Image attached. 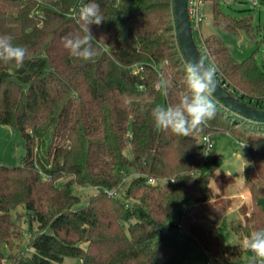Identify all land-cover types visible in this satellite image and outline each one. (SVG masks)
<instances>
[{
	"label": "trees",
	"instance_id": "obj_1",
	"mask_svg": "<svg viewBox=\"0 0 264 264\" xmlns=\"http://www.w3.org/2000/svg\"><path fill=\"white\" fill-rule=\"evenodd\" d=\"M202 1L211 2L219 27L255 36L252 17L228 15L223 0ZM90 2L100 4L105 20L89 26L97 55L84 61L63 42L85 34L71 17ZM173 5L174 0H0V36L10 35L14 45L28 50L20 65L0 60V123L17 126L26 146L21 165L0 164V264L3 247L23 237L11 215L20 206L31 230L28 249L9 255L14 264H54L66 256L79 257L80 264H175L196 247L223 261L241 254L239 243L221 248L218 231L194 217L186 220L188 238L164 227L188 202L222 210L223 201L220 207L212 201L211 175L190 174L204 161L202 136L217 131L233 132L251 147L245 166L251 203L239 207L242 219L233 229L245 239L264 228V123L212 95L216 115L192 135L154 126V107L176 104L189 93ZM202 39L200 51L218 68L217 81L264 108V60L262 65L253 52L238 61L215 34ZM161 77L171 79L166 96L155 87ZM213 150L207 160L216 167L221 158ZM149 176L169 180L149 183ZM215 180L232 181L222 175ZM74 185L96 192L82 204Z\"/></svg>",
	"mask_w": 264,
	"mask_h": 264
},
{
	"label": "rangeland",
	"instance_id": "obj_2",
	"mask_svg": "<svg viewBox=\"0 0 264 264\" xmlns=\"http://www.w3.org/2000/svg\"><path fill=\"white\" fill-rule=\"evenodd\" d=\"M222 5L223 10L232 17H252L255 36L247 30H239L236 32L213 24L211 13L212 4L210 1H203L201 6L203 19L200 24V31L203 36H206L208 32L206 31L208 29H205V25H214L213 32L229 47L232 56L236 60L241 61L246 56L256 52V57L263 65L264 0H258L257 5H254L253 0H223ZM195 36L197 38L200 37L198 30L195 31ZM208 61L210 62L211 60L208 59ZM262 103L264 105V99L262 100ZM211 140L213 142V151L217 153V155L221 158V161L215 167L208 160H205L201 165V170L203 174H209L212 177L210 186L214 196L213 198L215 199L214 202L218 201V204H215V206L217 207L222 203L220 202L223 201L220 198L222 195L234 197L232 200L231 198L230 200L227 198L230 202L236 201V198H239L237 201H240L242 200L241 197H243V200L246 201L247 204H250L251 196L245 175V166L248 165L250 161V145H243L240 138H238L235 133L227 131L214 132L211 134ZM125 153L129 158H132V151L130 148L126 149ZM25 154V138L23 137L21 130L17 126L4 125L0 123V164L13 166L21 165ZM134 174L135 173L132 172L127 175V182H129ZM216 175H222L223 178L225 176L229 177L232 181L231 183H226V181L216 182ZM125 181L123 183H125ZM73 191L75 194L80 196L81 203L84 204L87 202L89 197L96 192V189L93 187H80L78 185H74ZM236 202H233L234 204H232L223 214H221L223 211L220 213V218L217 221L216 227L221 248H224L227 244L239 243L242 253H235L229 259L223 261L218 260L203 248L196 247L175 264H253V254L243 248L242 242L244 239H240L233 229V225L237 223L239 218ZM260 203L264 208V197L260 198ZM198 209L200 208L193 207V205L188 202L184 209L175 213L166 220L164 227L184 238L190 237L183 220L188 213L192 215V213H197ZM18 213L21 214V217ZM11 215L15 221L20 223L24 230V234L20 243L15 244L11 248L3 247L5 257L2 258V264H14V258H10L9 255L15 256L17 253L21 252V250L28 249L27 243L29 239V232L31 230V222L29 220L28 213L22 206H20L13 209L11 211ZM32 223L34 227H36L37 224L35 222ZM80 263L81 259L79 257L66 256L62 262L54 264Z\"/></svg>",
	"mask_w": 264,
	"mask_h": 264
},
{
	"label": "clouds",
	"instance_id": "obj_3",
	"mask_svg": "<svg viewBox=\"0 0 264 264\" xmlns=\"http://www.w3.org/2000/svg\"><path fill=\"white\" fill-rule=\"evenodd\" d=\"M71 18L81 25L85 34L72 38L65 37L64 47L71 56L91 61L97 55V51L91 43L94 37L89 26L100 25L105 20L100 4L90 2L83 5ZM12 40L13 37L10 35L0 36V60L20 65L24 62L28 50L24 46L14 45ZM185 71L189 93L180 95L176 104L154 107L151 118L158 131H170L173 135L187 137L201 130L202 126L216 115V107L211 96L216 88L218 68L203 61H189ZM170 84V78L161 77L155 87L166 96ZM242 246L253 254V264H264V228L253 231L243 240Z\"/></svg>",
	"mask_w": 264,
	"mask_h": 264
},
{
	"label": "water",
	"instance_id": "obj_4",
	"mask_svg": "<svg viewBox=\"0 0 264 264\" xmlns=\"http://www.w3.org/2000/svg\"><path fill=\"white\" fill-rule=\"evenodd\" d=\"M188 3L189 0H174L173 13L179 47L187 63L189 61H203L207 64L194 36ZM212 95L227 108L246 119L264 123V108H258L242 101L217 79L216 88Z\"/></svg>",
	"mask_w": 264,
	"mask_h": 264
},
{
	"label": "built area",
	"instance_id": "obj_5",
	"mask_svg": "<svg viewBox=\"0 0 264 264\" xmlns=\"http://www.w3.org/2000/svg\"><path fill=\"white\" fill-rule=\"evenodd\" d=\"M202 2H203L202 0H189L188 11H189V16H190L194 36H195L196 30H198V32L200 33L199 38H197L195 36L196 41H199L198 46H199V48L201 47V49H205V45H204V42L202 39L203 35L200 31L201 30L200 24H201V21L203 19V15L201 12ZM253 3H254V5H257L258 0H253ZM240 141L243 145L247 144L245 141H242V140H240ZM202 143H203V147H204L203 153H204V161H205V160H207L208 153L213 149V142L211 140V134L210 133L204 134L202 136ZM190 174L200 175V174H202V170H201V168H194V169L190 170ZM168 180L169 179H167V178H156V177H151V176H149L147 178V181L149 183H161V184H163ZM106 192L109 195H115L117 193V190L116 189L115 190L106 189Z\"/></svg>",
	"mask_w": 264,
	"mask_h": 264
},
{
	"label": "crops",
	"instance_id": "obj_6",
	"mask_svg": "<svg viewBox=\"0 0 264 264\" xmlns=\"http://www.w3.org/2000/svg\"><path fill=\"white\" fill-rule=\"evenodd\" d=\"M211 13H212V9H211ZM212 21H213V24H216L215 22H214V19H213V13H212ZM211 21V22H212ZM206 27H205V29H208V30H206V31H208L207 32V34H206V36L207 35H211V34H215L213 31H214V25H208V24H206L205 25ZM203 35V34H202ZM217 176V175H216ZM232 180V179H231ZM221 200H223V207H222V210L219 212V211H211V209H206V210H204V209H199L198 210V213H192V215L190 214V213H188L185 217H184V220H183V223H184V225H185V228L187 229V227H186V220H187V218H189V217H194V219H196V220H198L200 223H202L206 228H213V229H216L217 230V227H216V225H217V221L219 220V218H220V213L221 214H223L232 204H234L233 202H236L237 201V199H239V198H236L235 200L236 201H232V202H230L229 200H230V198H231V200L232 199H234V197H230V196H225V195H222L221 197ZM229 200H228V199ZM242 198V200H238L236 203V207H237V209H238V212H239V218H238V220H240V219H242V215L240 214V211H239V207L243 204V203H247L246 201H244L243 200V197H241ZM213 202L215 201V199L213 198V200H212ZM191 205H193V207H199V205L198 204H196V203H190ZM191 215V216H190ZM237 235V234H236Z\"/></svg>",
	"mask_w": 264,
	"mask_h": 264
}]
</instances>
